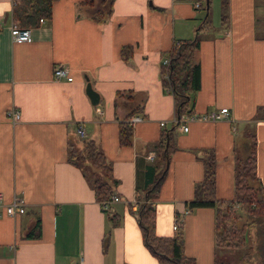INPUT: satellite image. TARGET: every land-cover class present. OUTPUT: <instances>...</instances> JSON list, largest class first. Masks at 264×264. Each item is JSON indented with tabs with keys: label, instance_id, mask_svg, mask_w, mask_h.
<instances>
[{
	"label": "crops",
	"instance_id": "0c3cea01",
	"mask_svg": "<svg viewBox=\"0 0 264 264\" xmlns=\"http://www.w3.org/2000/svg\"><path fill=\"white\" fill-rule=\"evenodd\" d=\"M81 1L55 0L51 17L30 28L29 40H16L14 0H0V192L4 202L18 194L25 203V211L12 216L0 207V264H159L143 243L133 201L137 185L163 174L155 142L175 120L172 93L159 78L162 54L175 39L195 36L200 87L192 95L193 117L183 115L175 127L167 169L151 200L156 233L174 235L180 216L184 253L195 264H213L215 209L184 211L208 151L217 160L215 195L231 200L235 155L247 154L248 133L256 138V173L264 185V0H225L213 26H201L205 17L194 0H113L104 22L92 19ZM125 44L133 45L128 61L120 57ZM55 64L68 67L72 80L53 78ZM87 80L97 104L85 92ZM139 106L132 142L121 145L118 124ZM10 107L20 111L14 123ZM221 107L227 118L194 117ZM84 138L111 162L113 195L120 199L107 212L66 158ZM37 220L39 235L28 236Z\"/></svg>",
	"mask_w": 264,
	"mask_h": 264
},
{
	"label": "trees",
	"instance_id": "16d2710c",
	"mask_svg": "<svg viewBox=\"0 0 264 264\" xmlns=\"http://www.w3.org/2000/svg\"><path fill=\"white\" fill-rule=\"evenodd\" d=\"M55 0H14L11 8V18L20 27L31 28L39 24V19H49L52 14V4ZM113 0H82L81 3L90 8V16L98 22H104L112 12ZM200 8L205 9L203 0ZM211 0H209L210 5ZM221 8H225V0H221ZM209 15V13H208ZM208 15L202 24L207 23ZM224 13H221L223 17ZM199 43L198 37L175 39L170 49L162 54L159 63V78L164 90L173 96L175 120L170 128L161 131L155 142L156 154L162 165V175H155L143 187H138L140 193L135 195L137 203L136 215L142 233L143 243L157 258L159 264H195V259L184 253V239L181 225L172 236L158 235L155 230L156 209L151 200L158 193L163 175L166 172L169 155L173 148L172 133L183 115L192 114L193 93L200 87V66L194 59L195 49ZM133 45L125 44L120 48V57L128 61ZM166 62H163L164 59ZM121 94L117 92L116 98ZM116 103V100H115ZM139 107H136L126 118L119 122L118 142L129 145L132 142V123L129 118ZM244 147L247 154L235 155L233 197L231 200H221L215 195L216 157L212 151L206 153L203 161V176L195 186L193 199L186 202L190 210L198 206H211L215 209L214 229L215 247L245 248L236 264H264V185L256 173V138L254 133H248ZM67 161L79 167L89 182L95 199L100 203L108 201L113 195L116 180L112 176L111 162L93 139L84 138L81 146H70ZM156 166V165H155ZM238 203L235 209L232 206ZM241 214L246 219L238 224ZM28 236L39 235V221L28 231ZM255 236V237H254ZM103 249L109 242V233L102 239ZM213 264H233L230 261L215 257Z\"/></svg>",
	"mask_w": 264,
	"mask_h": 264
},
{
	"label": "built area",
	"instance_id": "2783aa9c",
	"mask_svg": "<svg viewBox=\"0 0 264 264\" xmlns=\"http://www.w3.org/2000/svg\"><path fill=\"white\" fill-rule=\"evenodd\" d=\"M201 5L202 4H201L200 0H194V6L195 7H199ZM2 22H3L2 17L0 16V27L2 25ZM39 22L40 23L44 22V18H40ZM11 28H12L13 33H14V38L16 40H29L30 28L20 27V26L16 25V23L13 21L11 22ZM166 61H167V59L165 58L163 60V62H166ZM53 78H55V79L64 78L67 80H72L73 77L69 74L68 67H66L65 65H62V64H55L53 67ZM188 116L193 117V114L188 115ZM7 117L13 123L18 121L20 118L19 109L16 107H10L7 110ZM194 117L202 118V119H213V120L219 119V118H227L228 117V109H227V107H221L219 111H212V112L205 113L203 115H196V116L194 115ZM139 119H140V116L134 115L129 120L131 123H133L134 121L139 120ZM160 124L162 125V124H164V122L160 121ZM180 130H182V131L187 130V125L182 124L180 127ZM77 131L81 136H84V131H83L81 126L77 127ZM119 199H120V197L118 195L114 194L110 197V199L108 201L103 202V207L106 210H108L110 207V203L113 201H117ZM133 202L136 205V201L134 200ZM237 206H238V203L236 202L232 206V208L235 209ZM0 207L4 209L6 214L11 215V216L15 215L16 213H23L25 211L24 200L18 194L13 195L10 201L4 202L3 201V194L0 192ZM188 212H190V209L186 208L184 213L186 214ZM179 223H180V216H176L175 221L172 225L174 230L178 228Z\"/></svg>",
	"mask_w": 264,
	"mask_h": 264
},
{
	"label": "rangeland",
	"instance_id": "374dc122",
	"mask_svg": "<svg viewBox=\"0 0 264 264\" xmlns=\"http://www.w3.org/2000/svg\"><path fill=\"white\" fill-rule=\"evenodd\" d=\"M204 2V0H203ZM209 15L208 23L213 25H218L220 21V15L222 13L221 0H211L209 5ZM201 10V13L205 14V9ZM200 23V20H197ZM132 117V116H131ZM130 117V118H131ZM238 207V206H237ZM234 209V208H233ZM246 219V216L241 214V218L238 219V224H241ZM255 237V236H254ZM245 252V248H233V247H217L215 250V257L222 260L230 261L233 264H236L238 258ZM247 264H255V261H247Z\"/></svg>",
	"mask_w": 264,
	"mask_h": 264
},
{
	"label": "water",
	"instance_id": "95a60500",
	"mask_svg": "<svg viewBox=\"0 0 264 264\" xmlns=\"http://www.w3.org/2000/svg\"><path fill=\"white\" fill-rule=\"evenodd\" d=\"M204 5H205V14L204 17L207 16L208 11H209V0H204ZM85 92L87 96L89 97V100L92 104H97L99 101V95L97 91L92 87L90 81H86L85 84Z\"/></svg>",
	"mask_w": 264,
	"mask_h": 264
}]
</instances>
